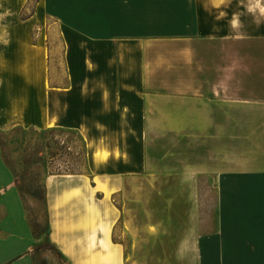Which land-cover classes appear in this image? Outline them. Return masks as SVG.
I'll use <instances>...</instances> for the list:
<instances>
[{
	"label": "crops",
	"instance_id": "obj_1",
	"mask_svg": "<svg viewBox=\"0 0 264 264\" xmlns=\"http://www.w3.org/2000/svg\"><path fill=\"white\" fill-rule=\"evenodd\" d=\"M72 1L58 49L33 43L35 12L0 27V133L57 129L85 147L86 177L44 181L50 244L72 258L84 219L98 233L99 197L169 181L155 226L172 258L264 264V0ZM35 247L0 149V264H35Z\"/></svg>",
	"mask_w": 264,
	"mask_h": 264
},
{
	"label": "rangeland",
	"instance_id": "obj_2",
	"mask_svg": "<svg viewBox=\"0 0 264 264\" xmlns=\"http://www.w3.org/2000/svg\"><path fill=\"white\" fill-rule=\"evenodd\" d=\"M74 4V1L69 3L68 0H0V27L22 26L20 22L35 12L37 17L32 31L33 43L44 42L49 47L55 46L58 49L59 39L52 29L73 24ZM79 6L83 9L84 24L95 22L91 20L87 3L80 2ZM58 57L57 54L56 58ZM53 65L55 66L56 62H53ZM53 65L51 63V69L56 68ZM56 69L57 71H52L56 78L50 79L54 84H59L60 72L59 68ZM0 149L4 165L16 182L34 238L35 264H187L186 259H174L170 256V243L156 242L158 232L155 215L160 214L156 208L172 198L170 195L161 196L159 190L170 187L169 181L165 183L155 180H132L127 183L125 193L113 197L105 195L103 202L99 197L98 233L90 218L84 219V224L78 229L88 236L83 235V238L87 237L86 242L81 239L79 242H72L71 245L76 250L72 258L66 259L63 255L58 257L53 252L37 249L47 242L50 231L46 201L43 200L44 181L52 176L86 177L88 167L84 146L72 132L16 128L7 133H0ZM207 186L213 187L211 180L205 181V187ZM178 197L176 202H187V196ZM202 197L209 203L213 215L215 195L211 192ZM87 199L84 198L82 205V213L85 215H88L91 209V200ZM92 203H95L94 199ZM112 213H123V216H118L115 220ZM144 227L148 228L147 234L140 232ZM88 232L91 235L94 233L93 236L89 237Z\"/></svg>",
	"mask_w": 264,
	"mask_h": 264
},
{
	"label": "trees",
	"instance_id": "obj_3",
	"mask_svg": "<svg viewBox=\"0 0 264 264\" xmlns=\"http://www.w3.org/2000/svg\"><path fill=\"white\" fill-rule=\"evenodd\" d=\"M80 141H81V139H80ZM81 143H82V141H81ZM83 146H84V144H83ZM84 149H85V147H84ZM43 194H44L43 200L45 201V189H44V193ZM37 249H45L47 251L55 253L56 255H58V257H63L61 255V253L57 250V248L53 244H50L48 238H47V242L45 244H43V245L38 246Z\"/></svg>",
	"mask_w": 264,
	"mask_h": 264
}]
</instances>
